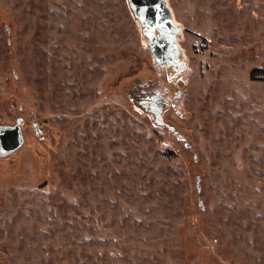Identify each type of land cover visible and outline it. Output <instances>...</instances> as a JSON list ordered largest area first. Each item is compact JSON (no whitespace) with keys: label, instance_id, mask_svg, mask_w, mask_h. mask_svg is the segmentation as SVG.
Listing matches in <instances>:
<instances>
[{"label":"rangeland","instance_id":"1","mask_svg":"<svg viewBox=\"0 0 264 264\" xmlns=\"http://www.w3.org/2000/svg\"><path fill=\"white\" fill-rule=\"evenodd\" d=\"M168 1L177 82L127 0H0V264H264V0Z\"/></svg>","mask_w":264,"mask_h":264},{"label":"water","instance_id":"2","mask_svg":"<svg viewBox=\"0 0 264 264\" xmlns=\"http://www.w3.org/2000/svg\"><path fill=\"white\" fill-rule=\"evenodd\" d=\"M129 7L138 21L146 45L153 57L157 71H167L174 81L186 79L189 73V61L179 45L183 35V26L176 23L168 0H127ZM185 92L180 89L176 94L150 93L144 88L134 97L135 105L152 118L157 128H166L174 135L180 131L172 124L165 122L164 113L175 104L181 108ZM173 102V103H172ZM23 120L16 121L14 126H0V159L16 154L25 143L22 131ZM37 131L36 126H33ZM198 190L200 191L199 179Z\"/></svg>","mask_w":264,"mask_h":264}]
</instances>
